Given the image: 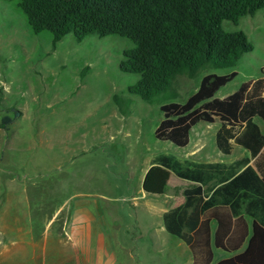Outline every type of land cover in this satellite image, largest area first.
Listing matches in <instances>:
<instances>
[{"label": "rangeland", "instance_id": "rangeland-1", "mask_svg": "<svg viewBox=\"0 0 264 264\" xmlns=\"http://www.w3.org/2000/svg\"><path fill=\"white\" fill-rule=\"evenodd\" d=\"M17 2L0 0V224L7 237L21 234L16 222L28 224L35 242L47 236L49 246L34 248V263L26 261L31 249H6L10 254L1 255L0 264H73L72 250L57 246L54 231L74 214L87 218L110 264H190L186 244L162 228L152 208L182 204L185 186L141 197L145 174L159 154L188 161L211 154L228 162L244 149L218 157V121L197 123L186 147L157 139L161 106L183 103L208 73L236 72L216 97L262 77L264 9L237 24L223 22L227 32L242 30L253 47L234 66L177 76L171 89L147 101L128 91L139 75L119 67L123 51L133 46L129 38L89 34L77 41L69 33L53 44L49 31L31 30ZM5 118L14 120L3 126ZM179 180L173 175L170 183ZM226 256L216 249L213 263Z\"/></svg>", "mask_w": 264, "mask_h": 264}, {"label": "trees", "instance_id": "trees-1", "mask_svg": "<svg viewBox=\"0 0 264 264\" xmlns=\"http://www.w3.org/2000/svg\"><path fill=\"white\" fill-rule=\"evenodd\" d=\"M31 30L49 31L53 44L72 33L77 41L89 34H116L133 46L123 51L119 67L136 73L130 93L150 100L171 89L180 75L195 77L200 71L231 67L252 50L242 30L227 32L224 21L237 24L246 15L264 9V0H18ZM236 76L208 73L183 103L161 106L163 119L155 137L185 147L199 122L220 121L215 144L229 154L233 144L251 157L230 165L192 163L163 153L152 161L142 187L163 194L170 173L195 181L184 190V202L163 214L165 230L183 240L194 255L193 264H210V221L215 220L214 245L233 252L247 240L245 250L215 264H264V134L254 121L264 122L263 76L244 82L233 93L215 94ZM14 120L5 118L2 125ZM254 158L253 166L249 165ZM252 221L249 236L245 218Z\"/></svg>", "mask_w": 264, "mask_h": 264}, {"label": "crops", "instance_id": "crops-1", "mask_svg": "<svg viewBox=\"0 0 264 264\" xmlns=\"http://www.w3.org/2000/svg\"><path fill=\"white\" fill-rule=\"evenodd\" d=\"M219 98H223V97H219ZM217 121L219 122V126L215 130V134H214L215 136H216L217 130L220 127V121L219 120H215L213 122V123H216ZM254 121L258 124L262 134H264V132L262 131V128H261L262 127V123L264 124L263 120H261L259 117H255ZM213 123H207V124L211 126V124H213ZM192 128H191V130H192ZM209 129L210 128H208V130ZM191 130H190V133H191ZM190 133H189V141H190ZM189 141H188L187 145L189 144ZM215 146H216V144H215ZM235 146H239V145L233 144V148H232V150H231V152L229 154L222 153L216 147L217 150L220 152L218 157L220 158V156H222V155L230 156L231 153L233 152ZM239 147L243 148L242 146H239ZM243 149H244L243 154L240 157L232 159V160H230L228 162L225 161V160H220V159L218 160L216 158H213V156H211V154L207 155L206 159L202 160V161H188V160H186V161L192 162V163L221 162V163H225L226 165H230V164L234 163L235 161H237V160H239L241 158L251 157L250 151L247 150L246 148H243ZM253 161H254V158H251V160H250V162L248 164L253 166ZM146 170H147V168L145 169V171ZM145 171H144V173H145ZM173 175L176 176L173 172H171L170 176H169V179H168V182H167V186H166L165 191H164L163 194H158V195L157 194H149L142 188L143 190H142L141 197H147V196L160 197V196H163L164 194H166V190H167V188H169V186H172V187L173 186H181L182 184H184V186H185V188L183 189V193H184L185 189H189L191 187H194V186L198 185V183L195 182V181L186 180V179L180 178L178 176H176L177 178L180 179L178 181V183H174V185H171L170 181L173 178ZM183 197H184V194H183ZM184 200H185V197H184ZM184 200H183V202H184ZM163 206H164L163 204L162 205H160V204L156 205L155 204L152 207L153 211H155L156 213L161 215L162 221H163V214L167 210L175 208V207H177L179 205L174 206V207H170V208H165V209L162 210ZM161 210H162V213H161ZM86 220H87V218H85V217H83L81 215H75L74 214L70 223H67L66 221L62 222L61 225H59L58 229L56 231H54V234L55 235L57 234V241H58L57 242V246L69 248V249L72 250L73 264H110L109 263L110 256H108L107 258H104L101 255V251H100V248L102 247L101 246V241L97 240V238L94 237V235L92 234V231H91V229L89 227V224L86 223L88 221H86ZM245 220H246V222L248 224V230H249V236H250V233L252 232V226H251L252 221L248 217H246ZM83 223H86V224H83ZM12 224H14V223H12ZM15 225L17 226V231L21 232V234H23V235L18 234V236H16V237H14V236L7 237L6 234L3 233V232H6L5 229H3V226L0 224V256L1 255H6V254L7 255L10 254V251H6V249L25 247L27 249H31V252L25 254L26 261H29L30 263H34V260H35L34 259V248L35 247H43L45 249V248H47L49 246V243L47 241H45L46 240L45 238H47V236H45V234H46L47 230H48V233H49V229H50L51 225L49 226L48 229H47V227L49 225V222L45 225V227L43 229V232H42V235L45 236V238H44V241L41 244H39L41 240L39 242L38 241L35 242V240L32 238L33 237V234H32L33 231L28 226V224L21 225L18 222H16ZM209 225H210V232H211L210 248H211V252H212V260H211L210 264H215V263H213V260H214V251L216 249L222 250L223 252L228 254V256H226L224 258H220L219 257L218 261L233 257V256H235V255H237V254H239V253H241V252H243L245 250V248L247 246V240H245V242L240 246V248H238L237 250H235L233 252H229V251H225V250H223L221 248H217L214 245V237H213L214 232H215L216 227H217V222L215 220H211ZM162 228L165 230L164 225H163ZM181 241L184 242L183 240H181ZM186 246L188 247V249L190 250V253H191V262H190V264H193L194 263L193 252L191 251L190 247L187 244H186Z\"/></svg>", "mask_w": 264, "mask_h": 264}]
</instances>
